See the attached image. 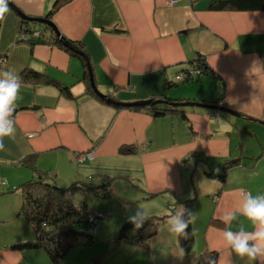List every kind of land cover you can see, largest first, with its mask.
<instances>
[{"label": "crops", "instance_id": "crops-1", "mask_svg": "<svg viewBox=\"0 0 264 264\" xmlns=\"http://www.w3.org/2000/svg\"><path fill=\"white\" fill-rule=\"evenodd\" d=\"M10 1L30 17H46L55 3ZM211 1L70 0L51 20L66 39L82 43L96 86L109 98L134 102L164 93L221 103L240 116L197 106L156 116L149 108L99 101L81 79V59L55 43L21 38L22 18L8 8L0 18V72L18 73L21 88L11 116L15 136L4 138L0 151V264H52L42 249L12 247L34 238L20 215L18 187L35 170L48 172L63 187L93 175L96 182L109 177L116 199L140 201L147 216L169 215L147 246L129 249L140 254V264H196L207 250L218 251V264H248L225 245L223 232L253 231L242 205L248 194L264 195V12L212 9ZM200 54L223 78L224 91L211 74L180 77ZM26 70L58 84L24 81ZM167 81L173 85L165 88ZM60 87L69 88L72 97ZM122 146L136 151L122 154ZM30 155L33 169L25 162ZM228 160L234 166L225 178L210 174L223 173ZM192 198L195 244L187 254L168 222ZM123 213L115 233L132 216ZM227 213L236 217L230 225L221 220Z\"/></svg>", "mask_w": 264, "mask_h": 264}, {"label": "trees", "instance_id": "trees-1", "mask_svg": "<svg viewBox=\"0 0 264 264\" xmlns=\"http://www.w3.org/2000/svg\"><path fill=\"white\" fill-rule=\"evenodd\" d=\"M9 1V0H8ZM70 0H55V3L52 9L46 15V18L51 20L53 15L59 10V8ZM10 5L8 4V8ZM212 9H221V10H240V11H262L264 12V0H212L210 4ZM52 21V20H51ZM21 27L20 31H25L28 34V29L30 31H39L38 40L44 42H52L59 45L62 49L70 53L71 55L77 56L81 59L85 67V73L81 78L82 81L86 83L88 92L97 98L99 101L104 103H109L115 105V107L121 108L120 105H117L108 99L109 96H100L92 87L90 79V68L92 65L90 62H87V59L84 55L79 52L69 48L65 45L64 40L66 39L62 34L59 37L54 30L46 25L41 23V28H31L28 25L31 21L26 19H20ZM40 23V22H39ZM23 31V32H24ZM50 31V36H46V32ZM29 38L33 43L36 41L29 34ZM71 41V40H70ZM80 50L85 51L82 43H77L72 41ZM88 56V53H85ZM192 67L199 69L203 74H211L220 84V89L225 90V83L223 78L216 73L207 63L206 58L203 55H199L195 60L192 61ZM185 70L184 72H188ZM183 72V73H184ZM188 74V73H187ZM24 81H34L41 82L46 84L57 85L58 82L49 77L44 73H40L35 70H26L23 72ZM192 77H187L186 80H190ZM173 85L172 81H167L165 88ZM62 94L67 97H72V94L67 87H60ZM111 98V97H110ZM159 98L164 99L168 102L183 103L188 101L186 98H170L162 93ZM219 102V100L217 101ZM179 106H172L166 104L165 106L161 104L153 106L139 107L135 106V109L149 108L151 109L156 116L165 115L166 113L174 112L180 110ZM136 151L135 147L132 146H122L120 152L122 154H130ZM26 164H29L33 169L34 157L30 155L25 158ZM234 166L233 161L226 162L224 164L223 173L212 174L216 177L225 178L226 171ZM97 178L96 175L90 177V180L87 181H75L70 183L67 186H60L57 184L56 180L48 173L36 171L34 176L26 180L25 182L19 185V190L22 193L23 201L20 208V215L24 216L26 220L31 225V228L34 232V238L32 240L14 244L12 247L19 250L27 249H42L47 256L49 257L52 264H62L66 259L67 255L77 246H87L95 243L96 238L91 234L92 226L97 227L96 224H92L88 215L90 213L86 199H83L81 206H77L73 201V195L81 194L83 197H86L87 194H94L99 199H109L112 197V179L109 177H101L102 182H96L94 179ZM196 198L188 199L183 201L186 207V211L183 212L184 219L190 220L188 215L189 208L192 207ZM174 212V210H173ZM102 213V212H101ZM104 214V213H103ZM169 215H151L145 217L143 225L141 228H134L135 231L128 236L124 237L130 239L140 246H147L148 240L156 234L157 226L165 221ZM105 217V215H104ZM103 217V218H104ZM214 224H219L218 221L212 222ZM189 235L187 238L183 236L179 237L180 246L184 252L189 254L195 244V235L192 222L189 223L187 229ZM120 241V240H119ZM219 253L215 250H207L199 255V258L196 264H218ZM86 264H105L102 257L92 258Z\"/></svg>", "mask_w": 264, "mask_h": 264}, {"label": "clouds", "instance_id": "clouds-1", "mask_svg": "<svg viewBox=\"0 0 264 264\" xmlns=\"http://www.w3.org/2000/svg\"><path fill=\"white\" fill-rule=\"evenodd\" d=\"M8 11V0H0V18ZM21 88L19 74L12 71L0 72V151L5 150L4 138H14L15 126L11 119L15 101ZM190 220L184 219L183 212L169 220V232L174 238L183 236L187 238L189 223L195 219L194 213H188ZM242 215L247 218L253 227V231L241 228L239 231L226 230L223 232V240L227 247L235 255L248 264H254L258 260H264V195L253 196L248 194L242 205ZM235 214L227 213L221 217L225 224H231ZM137 229L141 228L145 220L142 210L136 209L129 217Z\"/></svg>", "mask_w": 264, "mask_h": 264}, {"label": "rangeland", "instance_id": "rangeland-1", "mask_svg": "<svg viewBox=\"0 0 264 264\" xmlns=\"http://www.w3.org/2000/svg\"><path fill=\"white\" fill-rule=\"evenodd\" d=\"M29 30L30 29H28L27 31ZM29 34L33 37L34 40H38V35L35 32L30 31ZM28 38L29 36L26 38V40H28ZM116 181L120 182L121 180ZM72 198L75 204H80L85 197H83L81 194H75ZM86 203L90 211L88 219L92 218V216H97V214H99L100 212L104 213L105 215L104 218L97 216V227L95 230H91V234L95 236L96 241L92 245L77 246L71 249L62 264H82L91 255L95 256V258L102 257L105 264L107 262H110L111 264H140V254L129 251V249L132 250L133 247H135L134 245H136V243L134 241H131L129 238H122L120 241L118 240L119 231L126 221L122 223L117 233H115V227L118 222L122 220L124 210L132 215L135 213L136 209H140L145 212L144 206L142 205L143 203L135 200L130 204L128 199H126L125 201H123L122 199H116V195H113V193L112 197L109 199H99L94 194H87ZM145 217H147V215H145ZM133 231H135L134 228L128 231L127 234L129 237L133 233ZM83 253L87 254V259L85 256H83V259H80Z\"/></svg>", "mask_w": 264, "mask_h": 264}, {"label": "water", "instance_id": "water-1", "mask_svg": "<svg viewBox=\"0 0 264 264\" xmlns=\"http://www.w3.org/2000/svg\"><path fill=\"white\" fill-rule=\"evenodd\" d=\"M8 4L10 5V7L13 10H15L20 15V17L22 19H26L27 21H31V22H40V23L46 24V25L50 26L59 37L62 36L60 31L56 27V25L51 20L47 19L46 17H30V16L26 15L25 13H23L20 9H18V7H16L13 3H11L10 0L8 1ZM64 43L69 48L79 52L82 55H84L85 58L87 59V62L89 63V60H88V57L86 56V54L82 50H80L72 41L64 40ZM89 69H90L91 85H92L93 89L100 96H106L98 90L96 83H95V80H94L93 73H92V68L89 67ZM108 99L117 105H122V106H126V107H131V106H143V107H145V106H153V105H157V104H169L172 106H179V105L197 106V107L214 109V110H218V111H222V112H227V113L232 114V115L240 116L239 113H237L236 111L224 106L221 103L215 104V103H204V102H198V101H188V102H183L180 104V103H176V102H168V101L161 99V98H150V99L138 100V101H134V102H123V101H118V100H115L114 98H109V97H108ZM133 228H135V225L130 220L126 221L122 225V227L119 231L118 240H121L122 238H124L127 235L128 231L133 229Z\"/></svg>", "mask_w": 264, "mask_h": 264}, {"label": "built area", "instance_id": "built-area-1", "mask_svg": "<svg viewBox=\"0 0 264 264\" xmlns=\"http://www.w3.org/2000/svg\"><path fill=\"white\" fill-rule=\"evenodd\" d=\"M176 2H177V0H169V3L170 4H174ZM32 32H35L37 35H39V31H32ZM28 35H29V31H28V34H26V32L24 31V32H22V34L20 36H21V38L26 39L28 37ZM188 70H189L188 72H184V73L182 72L181 73L180 77L182 79H185V78L190 77V76L193 77L195 74H198V75H202L203 74V72L201 70L196 69L194 67H192V68H190ZM81 156L82 157H80V158H83V159L86 157V155H81ZM245 193L248 194V191H246ZM97 216L98 217L100 216L101 218H103L104 217V214L100 212L99 214H97ZM97 216H92V218H89V221L92 224H96V220L98 219ZM91 230H95V226H92Z\"/></svg>", "mask_w": 264, "mask_h": 264}, {"label": "bare ground", "instance_id": "bare-ground-1", "mask_svg": "<svg viewBox=\"0 0 264 264\" xmlns=\"http://www.w3.org/2000/svg\"><path fill=\"white\" fill-rule=\"evenodd\" d=\"M20 32H21V34H22L23 31H20ZM21 34H20V35H21Z\"/></svg>", "mask_w": 264, "mask_h": 264}]
</instances>
